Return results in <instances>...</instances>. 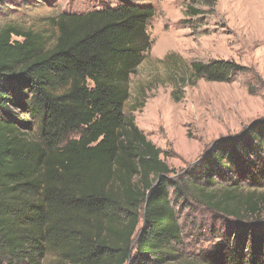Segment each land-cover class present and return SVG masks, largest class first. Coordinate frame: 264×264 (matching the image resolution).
I'll list each match as a JSON object with an SVG mask.
<instances>
[{
  "label": "trees",
  "instance_id": "16d2710c",
  "mask_svg": "<svg viewBox=\"0 0 264 264\" xmlns=\"http://www.w3.org/2000/svg\"><path fill=\"white\" fill-rule=\"evenodd\" d=\"M154 16L152 6L124 0L47 16L50 32L0 25V264H41L47 251L67 264H184L172 249L181 241L172 200L181 195L237 221L235 247L250 236L247 262L264 264V118L177 174L123 111ZM175 59L179 89L249 71L230 59L182 70ZM215 177L228 180L200 184Z\"/></svg>",
  "mask_w": 264,
  "mask_h": 264
},
{
  "label": "rangeland",
  "instance_id": "374dc122",
  "mask_svg": "<svg viewBox=\"0 0 264 264\" xmlns=\"http://www.w3.org/2000/svg\"><path fill=\"white\" fill-rule=\"evenodd\" d=\"M122 1L0 0V25L12 22L50 32L42 20L47 16L86 13ZM131 1L152 6L155 16L148 25L152 44L129 76L130 96L123 111L134 116L138 128L161 149V158L181 174L206 157L213 142L237 135L264 118V0H216L214 4L200 0ZM186 6L200 13L189 15ZM166 56L170 57L164 59ZM175 58L181 59L182 70L194 61L230 59L249 71L229 82L198 79L179 89L171 78ZM175 89L179 100L173 98ZM17 115L29 116L25 111ZM225 179L215 177L213 182L200 184L216 189ZM240 184L247 187L245 180ZM172 206L181 231L180 243L172 242L177 260L184 264H248L250 236L235 247L240 234L237 221L189 195L173 197ZM260 253L264 258V244ZM41 264L67 263L47 251Z\"/></svg>",
  "mask_w": 264,
  "mask_h": 264
},
{
  "label": "water",
  "instance_id": "95a60500",
  "mask_svg": "<svg viewBox=\"0 0 264 264\" xmlns=\"http://www.w3.org/2000/svg\"><path fill=\"white\" fill-rule=\"evenodd\" d=\"M256 121V120H255ZM249 126V125H248ZM247 126V127H248ZM216 143V141L215 142H213V144H212V146L210 147V149L209 150H211L212 148H213V146H214V144Z\"/></svg>",
  "mask_w": 264,
  "mask_h": 264
}]
</instances>
